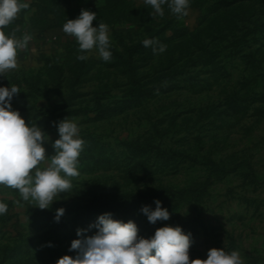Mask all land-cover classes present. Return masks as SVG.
<instances>
[{
  "label": "rangeland",
  "instance_id": "rangeland-1",
  "mask_svg": "<svg viewBox=\"0 0 264 264\" xmlns=\"http://www.w3.org/2000/svg\"><path fill=\"white\" fill-rule=\"evenodd\" d=\"M129 1L142 13L152 8L145 0ZM213 1L204 0L202 6L190 2L188 15L182 18L172 14L167 5L162 6V17L152 9L146 24L155 29L166 26L164 35L171 40L165 45L175 46L179 68L151 85L149 94L138 102L126 100L127 74L120 64H111L115 63L114 50L123 51L147 36L145 23L121 19L107 24L112 52L109 62L95 49L79 52L76 39L36 6L22 10L5 29L11 33L19 27L18 37L24 32L33 36L27 50L18 52V67L0 76V87L15 85L20 89L11 101L12 109L48 136L44 143L48 157L55 154L52 144L59 138L57 125L65 118L77 123L85 144L79 156V176L71 178L72 189L44 209L54 217L57 209H65L59 222L54 217L48 219L46 213L30 217L27 206H36L34 202H25L17 190L0 186V202L8 206L7 213L0 215V264H56L64 255L75 258L77 253L69 249L71 242L80 238L77 229H89L102 215L84 211L94 196L196 184L207 188L202 198L168 203L165 209L170 218L166 221L152 224L141 210L119 214L117 219L134 222L143 238H149L156 228L181 227L191 234L190 259H207L209 249L222 248L227 253L239 252L243 264H264V64L260 65L264 34L247 37L246 29L236 32L240 43L245 42L243 49L260 46L258 61L251 64L241 55H233L231 39L214 43L202 32L201 42L221 53L212 65L203 66L202 61L194 65L189 57L196 60L199 55L193 54L198 51L187 50V46L194 48L198 42L194 38L189 43L188 39L211 27L214 16L207 14L206 8ZM102 3L73 0L68 5ZM245 4L255 13L254 21H264V0ZM248 13L240 14L239 27L251 24L246 20ZM180 31L186 34L179 35ZM81 54L87 59L78 60ZM165 54L159 53L149 62L141 57L139 73L156 74ZM102 94H106L100 99L105 111L93 110L95 98ZM139 136L141 142L177 154L169 158L154 150L137 156L122 142ZM209 158L219 161V170H210ZM234 166L237 169L231 171ZM149 207L155 210L156 204ZM96 231L91 228L85 235Z\"/></svg>",
  "mask_w": 264,
  "mask_h": 264
},
{
  "label": "clouds",
  "instance_id": "clouds-1",
  "mask_svg": "<svg viewBox=\"0 0 264 264\" xmlns=\"http://www.w3.org/2000/svg\"><path fill=\"white\" fill-rule=\"evenodd\" d=\"M145 3L161 17L163 5L177 18L187 16L190 7V0H145ZM28 8L29 4L23 0H0V76L18 67V52L27 50L33 39L28 32L18 37L19 27L5 32L19 13ZM94 20L95 12L82 9L78 18L64 23L63 32L76 39L79 52L95 49L103 61L109 62L112 52L108 26L99 23L94 27ZM142 43L152 47L154 54L163 53L167 47L153 39ZM76 58L83 61L87 56L81 54ZM19 93L15 85L0 87V186L17 190L23 201L34 202L41 210L49 209L61 193L72 189L71 178L79 176V156L85 141L79 138L77 123L65 118L57 125L59 138L52 144L55 154L48 157L44 147L48 136L37 125L29 126L19 111L12 109L11 101ZM155 204V210L148 206L141 209L148 221L156 224L168 220V210L161 207L159 200ZM7 211V204L0 202V215ZM64 212L63 208L56 210V222ZM91 228H96V233L85 235ZM89 229H77L80 238L73 240L69 249L77 253L75 258L64 255L56 264H243L239 252L227 253L222 248L209 249L207 259H190L191 234H185L179 226L160 227L151 238H143L134 222L125 223L113 219L111 213H104Z\"/></svg>",
  "mask_w": 264,
  "mask_h": 264
},
{
  "label": "trees",
  "instance_id": "trees-1",
  "mask_svg": "<svg viewBox=\"0 0 264 264\" xmlns=\"http://www.w3.org/2000/svg\"><path fill=\"white\" fill-rule=\"evenodd\" d=\"M72 1L73 0H37L31 6H36L39 12L42 11L45 14H51L49 20H56V25L60 26H63L68 19L78 18L82 9L96 13V20L93 21L94 27L98 26L99 23H105L107 25L111 22H116L121 19L138 22L140 21L145 23L144 27L147 33L146 37L131 43L123 51L114 50L115 63L113 62L111 65L117 66V64H120L123 71L125 72L124 74H127L129 87L125 91V94L126 100H128V102H138L142 100L149 94L148 92L150 91L151 85L155 86L160 82L161 79L170 77V72L179 68V65L176 64V60L174 59L176 48L175 46H173L172 48L166 47V50L163 52L164 54L166 53V59L164 62L163 60L161 61L164 64L157 69L156 74L148 77L145 74L139 73L138 69L143 67V64L140 62L141 57L145 56L146 59L144 60H147L149 62L150 59L159 54H154L152 51V47L143 46L142 41L145 39H153L158 40L160 44L165 45L169 42V40H171V37L164 35L166 26L155 29L151 25L146 24L148 18L151 16L150 14H152V8L149 7L146 13H142L140 9H134L131 6L129 0H103V3L101 5L84 4L81 7L68 5V3ZM252 1L253 0H214L212 4L206 8L207 14H211L214 16L210 23V26L213 28L206 27L199 34L194 35L193 39H188V42L190 41L189 43H192L194 38L196 42H198L197 44H195L194 48L193 46H187V50L193 51V49H195L198 51V53L193 54L194 56L199 55L196 60H193L191 55V57H189V59H192L194 65H196L197 62L201 63V61L203 66L212 65L216 63L215 60L221 53L220 49H216V47L214 46L210 47L207 44L201 42L202 32H205L209 40L214 43L219 42L222 39H231V48L235 50L233 52V55L239 54L242 57L246 58L247 61H249L251 64L258 61L257 54L259 53V51H261L260 46L254 47L248 44L249 46H245L246 49H243L242 47L245 45V42L240 43L239 37H237L236 35V32H238V30L240 29H246L245 34L247 37H255V34L257 33L264 34V21H254L255 13L251 11L250 5L245 4L246 2ZM190 2L196 6H202L205 3L204 0H190ZM64 3H66L67 5H65ZM246 10L249 12L248 16H246V20L248 22H251V24L241 28L239 27V23L242 20L240 18V14L242 12H246ZM36 19L37 18L35 16L34 18H32L34 22L36 21ZM185 34V32H179V35ZM262 64H264V59L260 61L261 67ZM83 69L84 65L82 67H79L80 71H82ZM74 97L75 95L72 98ZM104 98H106V94H102L95 98L96 107L93 110L99 112L103 110L105 111L104 104H102L100 100ZM234 106L236 107L237 104H233V107ZM141 138L142 137L139 136L132 140H123L122 143L128 150L131 151V153L137 156L147 155L154 150L162 155H169V158L172 157L171 155L177 154V152L174 151L166 152L161 149L159 145L156 146L152 144V142H141ZM218 163V160L210 158L207 160V165L211 171L220 169ZM235 169H237V166H234L231 171H234ZM249 174L252 176V178H254V172L251 171ZM205 190H207L205 185L199 187L198 184H196V186L193 185L182 188L158 186L151 191H130L116 193L111 196H94L84 205V211H94V213L101 214L111 213L114 219L118 220L117 215L124 214L126 212L135 214L136 212L141 210L142 207L152 206L155 201L159 199L162 208H165L168 203H173L177 200L183 201V199L185 198L199 201L202 198L203 194L206 192ZM27 211L32 218L37 217L42 213H46L48 219L51 218L53 220L54 217L53 212L41 210L34 205H28ZM8 218L10 219L11 215L8 216ZM155 230L149 234V238L154 235ZM7 251L9 250L6 248V252Z\"/></svg>",
  "mask_w": 264,
  "mask_h": 264
},
{
  "label": "crops",
  "instance_id": "crops-1",
  "mask_svg": "<svg viewBox=\"0 0 264 264\" xmlns=\"http://www.w3.org/2000/svg\"><path fill=\"white\" fill-rule=\"evenodd\" d=\"M37 0H23V2H26V3H28L29 5H30V7H31V5L33 4V3H35Z\"/></svg>",
  "mask_w": 264,
  "mask_h": 264
}]
</instances>
